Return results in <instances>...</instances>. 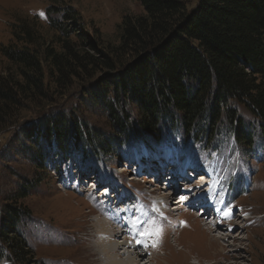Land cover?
I'll list each match as a JSON object with an SVG mask.
<instances>
[{
  "label": "rangeland",
  "instance_id": "rangeland-1",
  "mask_svg": "<svg viewBox=\"0 0 264 264\" xmlns=\"http://www.w3.org/2000/svg\"><path fill=\"white\" fill-rule=\"evenodd\" d=\"M194 5L195 0L188 1V7ZM67 11L72 18L63 15ZM143 13L139 0H0V74L20 79L18 67L3 49L38 52L41 57L49 47L65 52L59 65L42 60L49 90L23 102L0 132V224L6 206L25 213L16 227L28 247L24 264H100L93 248L98 240L93 236L94 218L104 219L117 232L118 219L135 217L140 209L148 216L146 229L161 230L156 248H150L141 264H148L151 256L149 264H264V139L248 111L237 106L247 126L252 125V146L235 141L225 124L208 139L197 135V128L184 135L182 127L171 129L163 120L157 125L158 135L149 131L136 140L119 141L113 136L96 92L116 99L118 107L123 103L131 109L128 113L136 123V103L117 95L109 80L120 68V58L113 54L120 43L119 24ZM54 23L62 25L65 33ZM124 56L123 63L129 59ZM106 59L114 69L104 66ZM61 115L68 123L63 140L53 132L48 139L40 138L45 118ZM85 130L94 133L97 144L77 141ZM143 162H150L149 168L159 162L157 182L151 178L158 172L148 173V166L141 168ZM186 167L197 173L187 179L191 185L198 174L212 171L210 187L204 189L210 188L215 201L211 213L201 216L202 204L197 202L192 209L187 203L169 202V210H179L156 213L147 194L157 190V195L163 192L182 200L179 195L185 190H169L165 180L176 176L183 187L180 179L184 180ZM225 212L229 215L222 220ZM205 219L214 224L212 231L206 229ZM214 236L225 239L214 242ZM0 264H20L5 258L2 244Z\"/></svg>",
  "mask_w": 264,
  "mask_h": 264
},
{
  "label": "trees",
  "instance_id": "trees-1",
  "mask_svg": "<svg viewBox=\"0 0 264 264\" xmlns=\"http://www.w3.org/2000/svg\"><path fill=\"white\" fill-rule=\"evenodd\" d=\"M139 1L144 13L134 19L125 17L118 26L120 43L113 54L120 58V68L109 80V88L117 95L136 103V123L124 101L118 107L116 99L96 92L107 110L113 136L119 141L136 140L149 131L158 135L157 125L163 120L171 129L182 127L184 135L197 128V135L208 139L225 124L235 141L252 146V125L247 126L239 114L240 105L255 119V129L264 139V0H195L193 7H188L189 0ZM63 15L72 18L68 11ZM53 26L66 31L59 23ZM122 51L132 63L129 59L123 63ZM3 53L18 67L20 79L0 74V132L23 102L49 90L42 60L55 66L65 55L50 47L42 57L24 50L3 49ZM103 64L115 68L109 59ZM64 118H45L39 137L48 139L53 132L62 141L68 129ZM83 134L77 141L98 143L94 133L85 130ZM39 162L42 167L41 158ZM23 214L21 208L6 206L0 224L5 258L20 264L28 255L27 243L16 231Z\"/></svg>",
  "mask_w": 264,
  "mask_h": 264
},
{
  "label": "bare ground",
  "instance_id": "bare-ground-1",
  "mask_svg": "<svg viewBox=\"0 0 264 264\" xmlns=\"http://www.w3.org/2000/svg\"><path fill=\"white\" fill-rule=\"evenodd\" d=\"M150 162H146V163L143 162V165L141 166V168L144 169L145 167L148 166V164H150ZM154 163H158V164H151L150 168L148 166L149 170H147V171H148V173H151L150 170H154V171L156 170L158 172V174H156L154 179L151 178V181H154V183H155V182H157V180L160 179L159 175H161V174L158 170V168H160V167H158L159 162H154ZM169 166H171V165H168V167ZM171 172H173V171H171ZM171 172H169V174H172ZM187 172H185L186 174L184 177V180H186V181L180 179L182 184L184 183L183 187H179L178 181L176 179L178 177L173 176V175L168 177L169 179L165 180L166 184L164 183L169 190L170 189L173 190L175 188L181 190L183 188V190H185V193H184L185 195H183V193L181 195H179V197H181L182 200L176 201L175 199L178 198L177 196L176 197L173 196V199H172V197H170L171 195L165 196L163 194V192L161 194L159 193L157 195L156 194L157 190L156 191L153 190V192H155V193L151 192L152 191L151 190L150 193L147 194V196L151 199V203H152L151 205H153L152 207L156 210V213L163 212L164 215H166V214L173 213L172 211L175 212V211L179 210V208H177V207H172L171 208V209H173L172 211L169 210L170 209V208H168L169 202L171 204L174 202L173 204L176 203L175 205H178L180 203H182V205H183L184 203H187L189 206V209H192V208H190L191 205L194 204V202H197V203L202 204L201 208H203V213L201 214V216L206 217L207 214H209L210 208L214 204L215 201L210 194V192H212L210 190V188L207 190H204V189L206 188L207 185H209L212 182V179H210L209 182L206 184L205 182L207 180L205 179V174H207V173H205L203 171L201 174H198L195 177L194 183L191 185V183H189L188 180H189L190 176H193V173L189 174ZM191 172H194V171L191 170ZM208 174L210 175L211 173L209 172ZM159 189L161 190L160 185H159ZM176 192L177 191H172V193H170V194L174 195V193H176ZM207 195H208V197H211L210 200H208V201H206L207 199L205 197ZM162 197H163V199H162ZM144 209H146V208H144ZM146 210L148 211V209H146ZM222 211L224 212V210H222ZM210 213H211V211H210ZM214 213L221 214V210L215 209ZM225 213H223L221 215L222 220L223 219L225 220V218H227L229 215V213H228V215L226 216ZM136 214L137 215L135 217H133L131 215L127 216L125 220L122 218L121 219L117 218L118 219V225H120V227L115 226L118 229L117 232H114V230H112L111 228H108L107 222L104 219L102 220L99 217L94 218L93 229H95L94 233H96V234H94L93 236L95 237L97 235L98 240L96 241V244L94 243L95 247L93 246V248L95 249L94 254L99 255V257L97 258V263H100V264H141V260L144 259L145 254L150 252V248H152L154 240H152V238H149L150 236L141 235V233H143L146 230L145 225H146V218L148 216L144 213V211L142 212L141 209L138 210L136 212ZM242 215H244V214L242 213ZM111 218H112V216H111ZM241 219H242V221H244L247 218L241 217L239 220H241ZM204 223L207 225L206 229L209 231H212L211 228H213L212 226H214V224H212L211 221L208 222V219H205ZM111 227H112V225H111ZM179 238L177 240H179ZM220 239L224 240L225 237L224 238L217 237V236L213 237L214 242H217ZM137 241H139V243H137ZM154 248H156V246ZM91 250H93V249H91ZM150 254H151V252H150ZM151 259H152V256L149 258V261L147 262L148 264L150 263Z\"/></svg>",
  "mask_w": 264,
  "mask_h": 264
},
{
  "label": "snow or ice",
  "instance_id": "snow-or-ice-1",
  "mask_svg": "<svg viewBox=\"0 0 264 264\" xmlns=\"http://www.w3.org/2000/svg\"><path fill=\"white\" fill-rule=\"evenodd\" d=\"M225 215L227 216L228 213H225ZM141 235L154 237L155 239L152 246L155 247L156 242L159 240V237L161 235V230L159 228H149L146 229L143 233H141ZM137 243H139V241H137Z\"/></svg>",
  "mask_w": 264,
  "mask_h": 264
}]
</instances>
